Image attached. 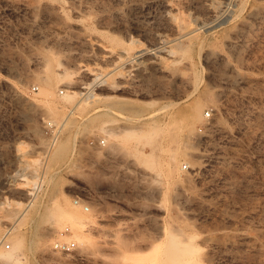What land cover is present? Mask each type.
<instances>
[{"label":"rangeland","instance_id":"374dc122","mask_svg":"<svg viewBox=\"0 0 264 264\" xmlns=\"http://www.w3.org/2000/svg\"><path fill=\"white\" fill-rule=\"evenodd\" d=\"M47 55L53 112L34 102ZM34 150L47 170L12 233L23 240L13 264H122L151 246L161 264L172 236L201 264H264V0H0L6 251L35 191L25 180L44 170L24 165ZM79 218L82 246L70 237Z\"/></svg>","mask_w":264,"mask_h":264},{"label":"bare ground","instance_id":"6f19581e","mask_svg":"<svg viewBox=\"0 0 264 264\" xmlns=\"http://www.w3.org/2000/svg\"><path fill=\"white\" fill-rule=\"evenodd\" d=\"M185 29H186V31L184 30L185 32L182 31L184 33L181 32L182 35L180 34L181 35L180 38H184L185 40L187 39V41H188V39L190 37H192V35L195 33L196 30L189 29L188 27ZM179 40H177L178 42H175L174 44L171 43L172 45L171 46L169 45V48L170 49H173L174 47L181 48V43L179 42ZM117 43H119V42H117ZM132 49H133L132 45H130V46L127 45L125 47L126 54H128ZM170 53H172V51H170ZM53 60L54 59L51 55H47L45 57L44 73H43V75L39 74L37 76V80H38L39 85H40L39 86V93L37 94V96L40 99L37 98L34 101L35 103L37 102V103L44 104L45 108H43V111H48V112L56 111V109L58 108L57 104L54 101V87H55L56 81L58 80L59 76L56 75L54 70H53ZM118 60L120 61V58ZM119 61H117V63H116L117 65L120 64V63L118 64ZM121 61H123V60L121 59ZM123 63H125V62H123ZM87 73L91 76L94 75L93 73H90L89 71ZM88 79H91V78H88ZM97 80H100V78L99 77L95 78L93 80V83H95ZM74 93L80 94L78 92L77 93L74 92ZM87 93H84L83 95H86ZM89 97H92L91 93H89V95L85 98V100L88 99ZM64 98H66V100L69 101V100H72L73 96L71 94H69V92H67L66 94H64ZM85 100H83V102L78 101L76 103L74 109L80 108L81 104L84 103ZM200 112H201V107H200V105H198L194 109V118H196V116L199 115ZM69 121H70V117L68 119L66 118V121L64 122V129L67 126ZM131 137H133L132 134L127 135V138H131ZM55 145H56V143L52 147L55 148ZM41 148H39V149H41ZM58 148H59V145L57 146V149ZM51 149H50V151L48 150L49 151V152H47L48 155L46 157L44 156V158L46 159V163L48 162V165H49V158L51 159V157H49V156L51 154L53 156V152H55L54 155H56V151H57L56 149H54L56 151H54L52 149L53 152L51 153ZM59 149H61V148H59ZM43 152L38 153L37 151L34 150L30 157H33L34 155H36V153H38L37 154L38 158H31V159L25 160L24 165L26 166L27 169L32 171L34 173V175H35V173L37 174V172L40 171V168L42 169L44 167V170H41V174H40L41 179H39L40 181L39 180L37 181V179H35L37 177V175L33 176V179L27 178L25 180L26 184L28 186L32 185V189L35 191L29 193V195H32V198L29 200V203H27L24 208L22 207L23 208L22 211L20 210L21 212L19 214L17 213L18 215L15 218L16 220H14V222L11 224V228L9 229L10 235L8 234L7 236H9L8 238L12 242V248L10 246L9 247L10 250L6 251V250H3L2 246H0L1 247L0 248V264H13L19 259L20 252H21V249L23 246V240L17 234L13 235L12 233H13V231H15V229L18 226L25 224V221H27L26 218L28 215H30L29 213L32 210V208L34 207V204L36 202H38L37 201V198H38L37 186L39 185V182L40 183L43 182V178L45 176V171L47 170V167H46L47 164L44 162L45 159L44 160L40 159L41 155L45 154L46 149H45V152L44 153ZM57 152L59 153V151H57ZM58 153H57L56 157L58 156ZM56 157L53 156L54 160L56 159ZM42 159H43V157H42ZM42 161L44 162V164L42 163ZM51 163H53V161H51ZM189 163L191 164L192 162L189 161ZM150 164H152V163H150ZM40 166H43V167H40ZM46 175H47V172H46ZM188 182H189V180H188ZM25 187H27V186H25ZM86 210H88V208H86ZM24 219H26V220L24 221ZM23 222H24V224H23ZM87 223H89V221L84 220V219H80V218L79 219H73V221L71 223L72 228L74 229V233L70 237L72 239H75L77 242H79V244L81 246L84 245L85 238H86V237H82L81 234H82L83 229ZM57 243H60V241ZM62 243H64V242H62ZM42 244L44 246H47L48 241H44ZM73 244L71 243L69 245H73ZM124 245H126V243H124ZM55 246H56V244H55ZM4 248L7 249L6 244H5ZM75 248H76V246H75ZM156 249L157 248L155 246H151L149 248V250H147V252H143V253L139 252L137 249H134V250H132L131 254L124 255V259L122 261V264H154ZM161 264H201V262L199 261V258H198V248L192 242H187L186 240H180V239L175 238V236H172L170 246L166 249L165 254L162 258Z\"/></svg>","mask_w":264,"mask_h":264},{"label":"built area","instance_id":"2783aa9c","mask_svg":"<svg viewBox=\"0 0 264 264\" xmlns=\"http://www.w3.org/2000/svg\"><path fill=\"white\" fill-rule=\"evenodd\" d=\"M209 117H210V113L207 112L206 113V118H209ZM47 124L51 126L50 123H47ZM76 203L78 204L79 202L77 201ZM74 245L75 244L69 245L67 243H62V242L56 243L55 250H57V251H59L61 253H71L75 249V246ZM0 246H3V244L0 245ZM6 247H7V249L9 248L8 245H6Z\"/></svg>","mask_w":264,"mask_h":264}]
</instances>
